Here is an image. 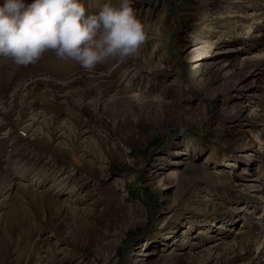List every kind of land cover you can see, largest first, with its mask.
<instances>
[{
    "label": "rangeland",
    "instance_id": "1",
    "mask_svg": "<svg viewBox=\"0 0 264 264\" xmlns=\"http://www.w3.org/2000/svg\"><path fill=\"white\" fill-rule=\"evenodd\" d=\"M132 6L124 62L0 58V264H264V0Z\"/></svg>",
    "mask_w": 264,
    "mask_h": 264
},
{
    "label": "clouds",
    "instance_id": "2",
    "mask_svg": "<svg viewBox=\"0 0 264 264\" xmlns=\"http://www.w3.org/2000/svg\"><path fill=\"white\" fill-rule=\"evenodd\" d=\"M132 5L108 0L86 16L80 0H0V58L28 67L52 51L87 71L108 59L134 58L148 36Z\"/></svg>",
    "mask_w": 264,
    "mask_h": 264
},
{
    "label": "bare ground",
    "instance_id": "3",
    "mask_svg": "<svg viewBox=\"0 0 264 264\" xmlns=\"http://www.w3.org/2000/svg\"><path fill=\"white\" fill-rule=\"evenodd\" d=\"M1 65V64H0ZM4 68V66H2ZM33 77V76H32ZM87 80H92V82L95 80H93V78L91 79L90 76H85ZM47 79V78H46ZM0 80H5V81H8L10 82L11 80H13V89H18V90H30L31 92L34 90V89H37L38 87L42 86L41 84V81H39L38 79H35V78H26V77H20L16 74H13L9 71H5V69L3 70L1 67H0ZM83 80V79H82ZM42 81H44L42 79ZM45 81H48L50 82L48 79L45 80ZM46 82V83H48ZM81 81L78 80V79H74L72 81L73 84H76L78 85V83H80ZM83 82V81H82ZM44 83V82H43ZM45 84V83H44ZM50 84V83H49ZM51 85L53 86V83L51 82ZM67 85V84H66ZM47 86V85H46ZM58 88V87H57ZM17 90H15L14 92L16 93ZM21 92V91H20ZM19 92V93H20ZM25 92V91H24ZM18 94V93H17ZM45 96V95H43ZM257 239V238H256Z\"/></svg>",
    "mask_w": 264,
    "mask_h": 264
}]
</instances>
